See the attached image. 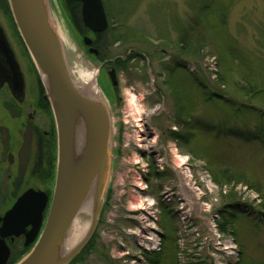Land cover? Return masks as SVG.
Instances as JSON below:
<instances>
[{"label": "rangeland", "instance_id": "374dc122", "mask_svg": "<svg viewBox=\"0 0 264 264\" xmlns=\"http://www.w3.org/2000/svg\"><path fill=\"white\" fill-rule=\"evenodd\" d=\"M103 1L111 25L96 38L79 23V7L66 17L57 1L50 0L52 22L73 51L72 56L63 46L70 72L73 57L85 71L96 73L102 94L115 97V104L109 107L112 117L115 114L114 131L120 154L112 171L113 195L95 235L100 237L97 247L94 250L90 247L76 264H139L127 258L139 255L144 246L151 253L141 264H264V219L258 213L264 214V136L263 140L250 141L244 140L242 134V131L264 132V96L246 97L235 87L248 73L260 84L257 89H264V0ZM204 5L213 9L207 10ZM219 5L228 9L227 25L214 29L215 8L222 7ZM199 15L204 21L193 28L190 42L193 49L190 54L182 53L179 46L183 37L192 34L193 21ZM0 26L20 66L27 93L25 102L18 104L10 93L0 90L2 215L19 196L14 191L18 186L22 188L20 193L28 187L43 190L41 185L53 193L54 179L47 184L39 183L34 179L33 169L35 161L48 164L56 157L50 135L46 137L50 141L46 146L42 147L40 142L44 132L52 133L53 129L57 132L54 115L50 116L48 110L38 112L32 123L28 121L27 116L33 111L29 104L33 98L34 102L38 99L39 85L43 88V83L33 68L6 0H0ZM85 35L97 42L92 47L98 50V55L88 53L82 43ZM114 37L119 40L113 42ZM199 38L201 43H197ZM229 46L236 47L240 56L227 54L220 59ZM194 48L203 52L197 54ZM177 63L184 64L189 71L180 70L173 87L167 80L174 74L170 70ZM111 68L116 73L115 86L107 77ZM226 75L227 85L222 84ZM212 94L225 100L210 99ZM133 96L144 111L138 118L132 116ZM225 97L244 101V106L226 104ZM245 110L255 113H244ZM179 115L183 120H179ZM205 122L210 129L234 128L238 136L197 128L206 126ZM10 152L13 165L7 161ZM143 153L155 156L156 165L162 167L160 171L169 170L170 177L158 180L162 194L142 191L141 187L146 185L139 186L147 163L141 161ZM9 174L11 180L7 179ZM214 176L217 179L225 176L232 183L221 189ZM159 183L152 182L155 187ZM178 184L180 200L176 197L168 204L160 200L163 192ZM148 200L152 201L149 208L139 207L140 202ZM159 200L167 205L163 215ZM238 203L246 214L236 213L233 220L230 206ZM50 205L51 202L44 221ZM220 222L226 223L223 230ZM114 224L120 225L123 237L118 236ZM139 225L145 228L142 230ZM23 244L22 237L13 245L8 264L18 263L32 247ZM154 248L157 251H152Z\"/></svg>", "mask_w": 264, "mask_h": 264}, {"label": "water", "instance_id": "95a60500", "mask_svg": "<svg viewBox=\"0 0 264 264\" xmlns=\"http://www.w3.org/2000/svg\"><path fill=\"white\" fill-rule=\"evenodd\" d=\"M70 1L81 4L83 24L92 33L107 30L102 0ZM8 3L54 115L58 154L53 197L45 223L49 197L35 190L23 194L0 219V264H7L11 255L7 239L22 236L24 247L34 246L18 264H71L94 237L106 201L113 169L112 114L104 94L99 89L96 94L88 91L70 72L64 45L52 22L50 0ZM83 42L87 47L93 45L89 37ZM89 52L98 54L93 48ZM115 74L114 69L107 72L113 86L117 84ZM4 83L10 84L17 96H23L24 76L0 26V87ZM85 207L88 228L81 240L62 254L72 224Z\"/></svg>", "mask_w": 264, "mask_h": 264}, {"label": "flooded vegetation", "instance_id": "af4514ba", "mask_svg": "<svg viewBox=\"0 0 264 264\" xmlns=\"http://www.w3.org/2000/svg\"><path fill=\"white\" fill-rule=\"evenodd\" d=\"M6 2H7V5H8V1L6 0ZM62 2H63V4H62ZM74 3L73 2H71V1H68V0H61V7H62V11H63V13L65 14V16L66 17H68V13H71V11H70V8L69 7H71L72 5H73ZM70 5V6H69ZM39 84V83H38ZM0 90H5V92L6 93H10L11 94V96H12V99L16 102V103H18V104H22V103H24L25 102V100H26V98H27V93L26 92H24V94H23V96H17L12 90H11V86H10V84H8V83H4L1 87H0ZM108 95V94H107ZM30 95H29V93H28V97H29ZM105 96V95H104ZM37 97H38V99L34 102V98L31 100V102H30V106H31V110L33 109V111H32V113L30 114V115H28L27 116V118H28V121H29V123H32L35 119H36V116H37V114H38V112H46V110H48L47 112H48V114L50 115V116H52L53 117V114L51 115V113H52V111H51V107H50V104H49V101H48V99L46 98V94H45V92H40V91H38V93H37ZM106 97V96H105ZM108 97V98H107ZM106 97V99H107V101H108V103H109V106L110 105H113V104H115L114 102H115V97H114V95H112V96H110V95H108ZM110 99H111V103H110ZM113 101V102H112ZM34 103L37 105V107H34ZM51 117V118H52ZM54 118V117H53ZM114 119H115V114H114V116L112 117V128H113V133H112V143H113V169H112V171L114 170V168H115V166H116V163H117V157L119 156L118 154H120V150L117 148V145H116V142H117V135H116V133H115V131H114V127H115V121H114ZM53 121H54V119H53ZM54 124H55V121H54ZM54 124H53V126H54ZM117 125V124H116ZM55 127H56V125H55ZM179 128H180V126H179ZM9 130V129H8ZM39 130V129H38ZM55 131H54V129H53V132L52 133H50V132H44V134H45V138L43 137V138H41V146L43 147L44 145L46 146L47 145V143H49L50 141L49 140H46V137H48L49 135H50V138H51V146H53V148L54 149H56V157H52L51 159H50V161H49V163L47 164L46 162H42L41 160H39V161H35L36 163H35V167H34V169H33V173H34V179L36 180V181H38L39 183H43V182H45V184H47L48 182H50V181H52V179H54V185H55V179H56V168H57V134H55L54 133ZM120 132V131H119ZM119 138H118V141L120 140V133H119ZM46 156H48L47 155V153H46ZM143 160H146L147 161V163L145 164V170L143 171V180H142V178L140 179L142 182H141V184L139 185L140 187L142 186V185H146L144 188H142L141 187V190L142 191H147L148 193L149 192H153V193H161V192H159V191H161V190H163V187H162V185H160V183H159V181L158 180H161L162 178L163 179H166V178H168V177H170V174H169V170L168 169H166V168H163V170L164 171H160V169L159 168H162V167H160V166H158V165H156V159H155V156L154 155H152V156H147L146 154H144L143 153V156H142V159H141V161H143ZM7 161H8V163H9V165H13V163H14V161H13V155H12V152H10L9 154H8V159H7ZM166 169V170H165ZM54 171V172H53ZM164 176H166V177H164ZM7 179H12V174L10 175H8V177H7ZM111 181H112V178H111ZM111 181H110V184H109V189H108V193H107V197H106V201H105V203H104V208H103V211H102V214H101V217H100V221H99V226L102 224V222H103V217H104V213H105V209L107 208V206H108V203H109V201L111 200V196L113 195V189H112V187H113V185L111 184ZM156 181L159 183V186H154L153 184H152V182H155L156 183ZM143 183V184H142ZM41 187L42 188H44L43 190H41V189H39V188H37V189H35V188H30V187H28L27 188V190L28 189H35V190H41V191H43L45 194H47L48 195V197H49V199H50V201H49V203L51 202V200H52V194L53 193H51V191L49 190V188L48 187H46L45 185L44 186H42L41 185ZM17 188V187H16ZM16 188L14 189V191H17L16 193L17 194H19V196L21 195V194H23L25 191H27L26 189H25V191H23L22 193H20V191H21V187L20 186H18V189L16 190ZM157 189V191H155L156 189ZM54 190V189H53ZM168 190L169 191H166V192H163V193H165L164 194V196L163 197H161L160 198V200H162V199H164L165 200V202L168 204V203H170V202H172L176 197L178 198V200H180V198H179V184L178 185H175L174 187H171V188H168ZM162 194V193H161ZM0 196H1V194H0ZM18 196V197H19ZM17 197V198H18ZM16 198V199H17ZM159 200V207H160V209L162 210V215H163V213H164V210L166 209V206H165V204H163L164 203V201H160ZM16 201V200H15ZM145 202V201H144ZM163 202V203H162ZM15 203V202H14ZM13 203V204H14ZM146 203V202H145ZM147 204V203H146ZM13 206V205H12ZM12 206H10V208L8 209V210H10L11 208H12ZM145 207L146 208H148L147 207V205L146 206H144L143 208L145 209ZM7 210V211H8ZM6 211V212H7ZM173 211V210H172ZM172 211H170V212H172ZM177 211V210H176ZM6 212H4L2 215L0 214V219H2L3 217H4V215L6 214ZM173 213V212H172ZM128 221L129 222H133L132 220H129L128 219ZM134 224H135V221L133 222ZM1 225H2V222H0V229H1ZM99 226H98V228H99ZM114 227L116 228V231H118V236H124V233H123V230L121 229V227H120V225L119 224H114ZM139 228L140 229H142L143 230V225H139ZM98 230V229H97ZM96 233H97V231H96ZM22 237H20V238H14V239H12V238H9V239H7V244H8V246H9V248H10V250H11V254H12V251H13V245L14 244H16L18 241H20V239H21ZM97 238L99 239L100 237H99V235L97 236ZM97 238H96V243L95 244H93L94 245V248H96L97 246V244H98V242H97ZM136 240V239H135ZM146 255H147V252L144 250V247L143 248H141L140 249V252H139V255H137V256H135V255H133V257L132 258H130V257H128L127 259H134V260H137L138 261V263L139 264H141V263H143V262H146L145 261V257H146ZM139 256V257H138Z\"/></svg>", "mask_w": 264, "mask_h": 264}, {"label": "trees", "instance_id": "16d2710c", "mask_svg": "<svg viewBox=\"0 0 264 264\" xmlns=\"http://www.w3.org/2000/svg\"><path fill=\"white\" fill-rule=\"evenodd\" d=\"M229 4H226V6H228ZM70 6V5H69ZM78 4L77 3H74L71 7H69L70 8V11H71V13L70 14H72L73 12H77V9L76 8H78ZM204 6H206V8L205 9H207V10H211V8H212V6L211 5H209V7L207 6V5H204ZM219 6H222V5H219ZM225 5H223L221 8H215V16H214V18H213V20H214V23H215V28L214 29H217L218 27H222V28H224V27H226V22H227V17H228V9H227V11H226V9H225V7H224ZM74 9V10H73ZM213 9V8H212ZM78 11H79V8H78ZM202 12L204 13L205 11H204V9L202 8ZM108 15V14H107ZM200 16V17H199ZM198 17H197V20H194L193 22H194V25L191 27L192 28V34H190V33H187V34H185V36L183 37V41L181 42V44H180V50H181V52L182 53H191V51H192V47L193 46H191V40H192V35H193V31H194V27L196 28V27H199L200 25H202V23H203V21H204V19L203 18H201V15H199ZM77 18H78V20H79V23L81 22V17H80V12H79V15H77ZM201 21V24H199L200 23V21ZM199 21V22H198ZM81 24V23H80ZM111 25V24H110ZM83 28V27H82ZM101 35V34H100ZM100 35H95L96 36V38H98V37H100ZM115 39L117 40H119V37L118 38H115L114 37V40H113V42H115ZM117 40V41H118ZM197 43H201V39L199 38V39H197ZM184 42V43H183ZM191 42V43H190ZM97 45V42H95V40H94V45ZM189 47V48H188ZM195 49V52L197 53V54H200V52H203V49H198V48H194ZM227 54H229L230 56H232V55H234V56H240L239 55V52H238V50L236 49V47H234V46H229L228 48H227V53H225V54H223V55H221L220 56V59H224L226 56H227ZM237 54V55H236ZM222 61H224V60H222ZM222 65V64H221ZM224 65V64H223ZM178 66H181V67H183V68H181V67H179V68H177V67H175L174 66V68L172 67V69L170 70V74H173L172 75V77L170 76L169 77V79L167 80V82L171 85V86H175V82L174 81H176V80H178L179 79V76H178V72L180 71V70H183L185 67L183 66V65H178ZM33 68H34V70H35V67H34V65H33ZM176 70V71H175ZM183 71H185V69L183 70ZM251 71V70H250ZM36 72V71H35ZM185 72H187V71H185ZM244 73V72H246L245 70L244 71H241V70H239V73ZM226 73V72H225ZM227 74V73H226ZM188 76H189V74H188ZM228 75H226V77L224 78V81L225 82H222V84L223 83H226L225 85H227V82H229V81H226L227 80V77ZM190 77V76H189ZM242 78H243V80H238L239 82H236L237 84H236V89H237V91H239V93H241L242 95H245L246 97L247 96H249V97H257V96H259L260 94H262L263 96H264V89H257V88H259V86H260V84H258L257 83V81H256V78L255 77H253V76H250L248 73H245L243 76H242ZM228 80H229V78H228ZM231 81V80H230ZM232 82V81H231ZM233 83H234V81H233ZM174 90H175V92H177V86H176V88H174ZM39 91L42 93L43 92V88L39 85ZM222 96V95H221ZM213 97H215L216 99H219V98H222V97H220L219 95H216V94H214V95H210V99H213ZM227 100L224 102V103H226V104H229V105H231V106H235L236 108H238V107H242V106H244V101H240V100H238V99H236V98H234V99H231V98H227V97H225ZM222 100H225L224 98H222ZM253 103V102H252ZM254 104V103H253ZM250 109H252V106L250 107ZM237 112V111H236ZM248 112H254L255 113V110H252V111H246L245 110V112L244 113H248ZM264 112H262V114H263ZM178 118H179V120L181 121V120H183V117L182 116H178ZM204 125H206V126H204L203 128L201 127V126H199V125H197V128H199V129H202L203 131H208V132H216V133H220V135H223L222 133H224V126H221V127H219V128H216V129H210V125H208V124H205L204 123ZM180 128H182V127H180ZM192 128H196V121H195V119H193L192 120ZM261 131V130H260ZM230 134L232 135V136H237L238 134H237V131H235L234 129H230ZM255 132H257V131H255ZM259 132V131H258ZM257 132V133H258ZM256 133V134H257ZM263 133V131H261L259 134H262ZM219 135V136H220ZM244 137L245 138H248V139H253V134H250V133H244ZM244 140H246V139H244ZM226 179H228L227 177H225V176H219V179H217V177H215L214 176V180H215V182L218 184V186L222 189L223 187H226V186H229L232 182L231 181H226ZM238 183V182H237ZM231 207V209H233V210H235V209H237L238 210V205H234V206H230ZM219 215H223V213L222 212H220V213H218ZM231 215V218L233 219V215H232V213H230ZM232 221V220H231ZM231 223H233V222H231ZM221 226V227H220ZM220 230H223L224 229V227L226 228V223H221L220 222ZM96 238H97V236L96 237H94V239L91 241V243H90V245L91 246H88L85 250H84V252H86L88 249H90V247H93L92 249L94 250V246H93V244H95L96 243ZM171 246H173V245H171ZM170 246V247H171ZM30 250V249H29ZM175 251V250H174ZM84 252L82 253V255L84 254ZM28 253V252H27ZM26 253V254H27ZM25 254V255H26ZM24 255V256H25ZM81 255V256H82ZM80 256V257H81ZM22 258H23V256H21ZM80 257H79V259H80ZM21 259V258H20ZM78 259V260H79ZM11 263V262H10ZM11 264H13V263H11ZM240 264H244V262H240ZM245 264H247L246 262H245Z\"/></svg>", "mask_w": 264, "mask_h": 264}, {"label": "bare ground", "instance_id": "6f19581e", "mask_svg": "<svg viewBox=\"0 0 264 264\" xmlns=\"http://www.w3.org/2000/svg\"><path fill=\"white\" fill-rule=\"evenodd\" d=\"M56 29H57L58 36L61 42L63 43L64 47L73 56L72 49L66 46L64 38L61 36L59 29L57 27ZM71 68H72V75L74 79L77 80L76 82L80 83L82 87H84L88 91H91L94 94L98 92V88L96 86V73H90L88 71H85L82 67L78 65V61L73 57H72ZM131 102H132V109H133L132 116L135 118L141 117L144 111L142 107L138 104V100L135 99V96H133V99ZM150 201L151 200H148L147 204L143 201L140 202L141 204L139 205V207L143 208L144 206L147 205V207L149 208L152 202ZM86 210H88V208L86 209L85 207V211H83L82 214L78 215L76 219L74 220L72 227H71V232L68 236L66 244L63 247L62 254H66L67 252H69L70 249L74 247L85 234L88 228V224H89V223L87 224L85 223L86 217L84 214L87 212ZM144 228L145 226L143 225V229ZM145 231L150 232V228H146ZM153 240H155V237Z\"/></svg>", "mask_w": 264, "mask_h": 264}]
</instances>
